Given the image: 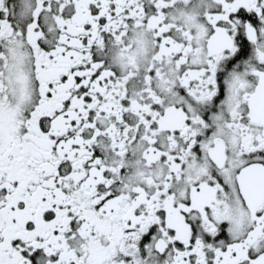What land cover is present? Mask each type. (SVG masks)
Returning <instances> with one entry per match:
<instances>
[{
    "label": "snow or ice",
    "instance_id": "6c2138e0",
    "mask_svg": "<svg viewBox=\"0 0 264 264\" xmlns=\"http://www.w3.org/2000/svg\"><path fill=\"white\" fill-rule=\"evenodd\" d=\"M0 264H264V0H0Z\"/></svg>",
    "mask_w": 264,
    "mask_h": 264
}]
</instances>
